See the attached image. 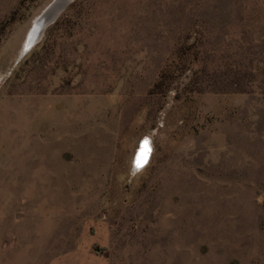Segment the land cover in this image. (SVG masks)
Listing matches in <instances>:
<instances>
[{
	"label": "rangeland",
	"instance_id": "374dc122",
	"mask_svg": "<svg viewBox=\"0 0 264 264\" xmlns=\"http://www.w3.org/2000/svg\"><path fill=\"white\" fill-rule=\"evenodd\" d=\"M52 1L0 0V264H264V0H70L26 47Z\"/></svg>",
	"mask_w": 264,
	"mask_h": 264
},
{
	"label": "bare ground",
	"instance_id": "6f19581e",
	"mask_svg": "<svg viewBox=\"0 0 264 264\" xmlns=\"http://www.w3.org/2000/svg\"><path fill=\"white\" fill-rule=\"evenodd\" d=\"M69 1L70 0H54L50 4L48 10L42 16L40 15L34 21L33 27L30 30L28 38H27L26 47H29L41 37L47 25L58 17L60 12L68 4ZM148 143H149V139H146L145 141H143L139 149L137 160H136L138 164L142 163L146 159L147 151L149 150Z\"/></svg>",
	"mask_w": 264,
	"mask_h": 264
},
{
	"label": "trees",
	"instance_id": "16d2710c",
	"mask_svg": "<svg viewBox=\"0 0 264 264\" xmlns=\"http://www.w3.org/2000/svg\"><path fill=\"white\" fill-rule=\"evenodd\" d=\"M11 22L7 24H10ZM167 77L168 75L165 73V70L161 71V73L159 74L158 80L153 84L151 92H155L158 89L162 90V88H164L165 85L167 84V80H168Z\"/></svg>",
	"mask_w": 264,
	"mask_h": 264
},
{
	"label": "water",
	"instance_id": "95a60500",
	"mask_svg": "<svg viewBox=\"0 0 264 264\" xmlns=\"http://www.w3.org/2000/svg\"><path fill=\"white\" fill-rule=\"evenodd\" d=\"M53 1H54V0H53ZM53 1H52V2H53ZM52 2H51V3H52ZM49 6H50V5H49ZM49 6L43 11V13L41 14V16H42V15L48 10ZM52 22H53V21H52ZM52 22H51V23H52ZM49 24H50V23H49ZM49 24H48V25H49ZM48 25H47V26H48Z\"/></svg>",
	"mask_w": 264,
	"mask_h": 264
}]
</instances>
